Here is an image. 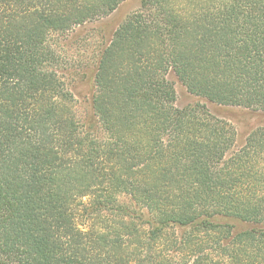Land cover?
Wrapping results in <instances>:
<instances>
[{
  "label": "trees",
  "instance_id": "obj_1",
  "mask_svg": "<svg viewBox=\"0 0 264 264\" xmlns=\"http://www.w3.org/2000/svg\"><path fill=\"white\" fill-rule=\"evenodd\" d=\"M124 1L0 0V264H264V125L237 146L167 79L264 112V0H141L65 59Z\"/></svg>",
  "mask_w": 264,
  "mask_h": 264
},
{
  "label": "rangeland",
  "instance_id": "obj_2",
  "mask_svg": "<svg viewBox=\"0 0 264 264\" xmlns=\"http://www.w3.org/2000/svg\"><path fill=\"white\" fill-rule=\"evenodd\" d=\"M140 1L141 0H125L109 15L76 26L68 37L62 41V43H64L68 40H73L72 47L65 53V59L68 61L81 62L95 60V58H97V50L109 42L112 33L124 18L138 9ZM182 1L183 0H176L174 2L178 5L179 10L180 6L183 4V8L181 9L182 13H190L191 10H193L190 5L191 0H184L186 1L185 4L182 3ZM93 71L94 69H92L91 72L89 71V76H93ZM80 77L81 75H76V78L74 77L76 81H78L74 85V91L78 97H85L86 99L90 96L91 90L86 83V79L79 81ZM167 79L172 82L174 87L176 107L181 108L187 105H193L197 102L204 103L210 113L218 118L226 120L233 126L236 131L237 146L243 143L244 138L252 129L264 125V112H254L240 107L217 105L191 95L186 91L185 87L178 81L171 70L167 74ZM83 101L81 105L82 109L87 105L85 100ZM241 227L243 226H239L238 228Z\"/></svg>",
  "mask_w": 264,
  "mask_h": 264
}]
</instances>
